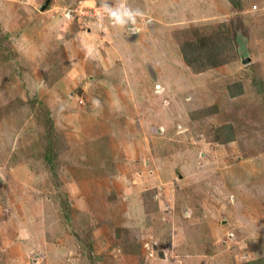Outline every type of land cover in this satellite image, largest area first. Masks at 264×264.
Listing matches in <instances>:
<instances>
[{
	"label": "rangeland",
	"instance_id": "obj_1",
	"mask_svg": "<svg viewBox=\"0 0 264 264\" xmlns=\"http://www.w3.org/2000/svg\"><path fill=\"white\" fill-rule=\"evenodd\" d=\"M150 1L0 0V264L264 258V0Z\"/></svg>",
	"mask_w": 264,
	"mask_h": 264
},
{
	"label": "trees",
	"instance_id": "obj_2",
	"mask_svg": "<svg viewBox=\"0 0 264 264\" xmlns=\"http://www.w3.org/2000/svg\"><path fill=\"white\" fill-rule=\"evenodd\" d=\"M228 1L230 2V4L234 8H240L242 6V0H228ZM1 31H3V30H2V27L0 26V32ZM227 40H228V42H230V49L234 50L231 38H227ZM202 41L203 40H201L200 42H197V43L194 42L193 44H190L189 46H187L185 44L183 46H181V52L183 54L185 62L188 64V66H190L196 72H204L206 70L216 68L218 65L225 64L228 61L227 59H224V56L222 54V56L220 58H218V60L215 61L213 64H211V63L207 64L205 62V59H203V62L207 65L204 68H202V67L199 68V66H201V65L198 64L199 62L196 61L195 56L198 53L204 55L206 45H203ZM1 43H2V41L0 40V44ZM193 51H196V52H193ZM252 86H254V88L259 89V91L262 90V87H263L262 80L259 79L258 77L253 78L252 79ZM47 160L51 161L50 158H47ZM249 264H264V258L256 260L254 262H251Z\"/></svg>",
	"mask_w": 264,
	"mask_h": 264
},
{
	"label": "clouds",
	"instance_id": "obj_3",
	"mask_svg": "<svg viewBox=\"0 0 264 264\" xmlns=\"http://www.w3.org/2000/svg\"><path fill=\"white\" fill-rule=\"evenodd\" d=\"M104 10L108 13L110 18H114V23H118L120 25L128 24L129 21L132 24H135V18L137 16H142L143 13L136 9L135 11L129 10L126 6L119 7H109L107 4L103 5Z\"/></svg>",
	"mask_w": 264,
	"mask_h": 264
},
{
	"label": "built area",
	"instance_id": "obj_4",
	"mask_svg": "<svg viewBox=\"0 0 264 264\" xmlns=\"http://www.w3.org/2000/svg\"><path fill=\"white\" fill-rule=\"evenodd\" d=\"M103 3L100 5H94L93 7L86 9L83 13L85 16V19L90 21L89 23H92L90 25H99L100 30L102 32H108V26L105 24V22H114V18H110L108 13L103 8ZM87 17V18H86ZM94 22V23H93Z\"/></svg>",
	"mask_w": 264,
	"mask_h": 264
},
{
	"label": "crops",
	"instance_id": "obj_5",
	"mask_svg": "<svg viewBox=\"0 0 264 264\" xmlns=\"http://www.w3.org/2000/svg\"><path fill=\"white\" fill-rule=\"evenodd\" d=\"M93 1V0H92ZM152 2H153V0H151L150 2H148L147 3V9H150V8H152ZM121 6V5H120ZM113 8H115V7H119L118 6V3L116 4V6L114 7V6H112ZM128 9L129 10H131V11H135L134 10V8L133 9H131V8H129V6H128ZM141 12H143V11H141ZM139 19H136L135 20V24H136V22L138 21ZM140 22V21H139ZM129 23H131L130 21H129ZM128 23V24H129ZM132 24V23H131ZM139 23H137L136 25H138ZM140 24H141V22H140ZM134 25V24H133ZM110 28V27H109ZM109 28H108V32L110 33V31H109ZM125 27L124 26H122V25H120V24H118V26H116L115 28H114V30H112L111 31V40H112V42H114L115 43V41H116V51H115V54L117 55H120L119 54V52H122L123 53V49L124 48H127L126 47V43L125 42H121V43H119L120 41H122V39L124 38V32H125V29H124ZM137 29L139 30V28L137 27ZM90 30V29H89ZM115 40V41H114ZM138 41H140V38H137L136 37V42H138ZM120 44V45H119Z\"/></svg>",
	"mask_w": 264,
	"mask_h": 264
},
{
	"label": "water",
	"instance_id": "obj_6",
	"mask_svg": "<svg viewBox=\"0 0 264 264\" xmlns=\"http://www.w3.org/2000/svg\"><path fill=\"white\" fill-rule=\"evenodd\" d=\"M52 0H47V2H45V4L43 6L40 7V11L44 12L45 10L48 9V7L50 6V3H51ZM240 56H241V59H242V62L244 64L250 62V58L246 57V53L244 51H242L240 53Z\"/></svg>",
	"mask_w": 264,
	"mask_h": 264
}]
</instances>
